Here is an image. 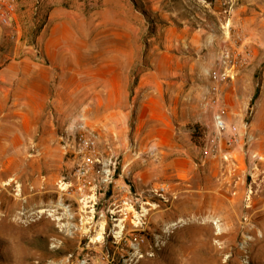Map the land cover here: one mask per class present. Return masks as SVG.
<instances>
[{
    "label": "rangeland",
    "instance_id": "rangeland-1",
    "mask_svg": "<svg viewBox=\"0 0 264 264\" xmlns=\"http://www.w3.org/2000/svg\"><path fill=\"white\" fill-rule=\"evenodd\" d=\"M14 1L13 21L0 23V264H264V161L251 176L241 154L234 153V171L203 159L215 133L206 120L182 126L191 159L169 162L129 147L125 156L151 169L142 180L122 170L124 154L111 149L92 104L120 85L135 89L142 76L160 89L208 95L229 83L226 91L245 103L242 113L230 112L231 123L249 122L248 136L264 154V0ZM34 58L80 71L100 63L105 79L53 81L39 106L28 76L4 70ZM115 65L131 82L112 78ZM218 68L231 76L223 84L212 81ZM84 109L86 124L75 121ZM99 118L108 123L106 114ZM81 123L99 160L95 187L84 195L76 190L74 144L64 149L61 140L73 142ZM110 161L116 168L104 182ZM160 185L166 199L154 191Z\"/></svg>",
    "mask_w": 264,
    "mask_h": 264
},
{
    "label": "crops",
    "instance_id": "crops-1",
    "mask_svg": "<svg viewBox=\"0 0 264 264\" xmlns=\"http://www.w3.org/2000/svg\"><path fill=\"white\" fill-rule=\"evenodd\" d=\"M85 66H89V64ZM57 68L59 70H56ZM5 69H12L13 73L18 70L22 75L28 76L29 81L34 83V87H31L39 91L34 95L37 100L39 99L38 102L35 100L39 106L43 99L47 98L50 83L53 81H79L84 79L81 77L82 75L92 78L93 81L105 79L102 78L104 74L100 69V63L96 68L80 71L68 68L64 61L54 58L29 59L19 63L16 68L12 64L5 65ZM109 73L115 81L131 82L130 75H126L125 71L118 69L117 65L110 69ZM18 75L21 74L18 73ZM148 78L147 76L140 77L135 89L121 88L122 85H120V89L110 90L106 96L97 95L95 99H92L93 107L97 109L98 113V125L107 126L111 149L115 153L122 152L124 154L122 170L133 174L134 177L141 176L142 180L146 181L150 177L146 174L151 169L146 166L138 168L140 164L144 165V159H131L130 156H125L127 151L132 149L129 147H138L140 149L138 154L152 153L162 160L180 162L184 159H191L195 154L191 148L192 139L190 136L186 137L187 134L182 126L192 123L202 124L207 120L210 129L213 130L214 127L212 120L214 108L206 104L209 97L207 93L160 89L158 80ZM228 85L229 83H226L222 86L221 105L226 121L233 124L229 116L230 112L240 111L242 113L245 103H239L237 95L226 91ZM252 96L251 92L247 103L252 99ZM53 102L55 108L62 107L61 98H55ZM90 104L88 103L87 106ZM59 112L61 113V111ZM101 113L107 115V124H103L102 118H99ZM87 117L84 109L78 112L75 121L81 120L86 124ZM187 130L191 131L190 128ZM183 133L184 137H182ZM189 135L191 134L189 133ZM100 136L101 132L99 131L98 137L100 138ZM233 152L241 154L239 148ZM217 173L215 176L219 178ZM141 178L139 177V179Z\"/></svg>",
    "mask_w": 264,
    "mask_h": 264
},
{
    "label": "built area",
    "instance_id": "built-area-1",
    "mask_svg": "<svg viewBox=\"0 0 264 264\" xmlns=\"http://www.w3.org/2000/svg\"><path fill=\"white\" fill-rule=\"evenodd\" d=\"M16 11V3L14 0H0V23L9 25L12 22V17ZM228 55V54H227ZM226 55V56H227ZM212 81L215 84H223L231 76L225 69L218 68L211 74ZM206 104L212 106V118L214 123L215 133L212 136L206 137L205 146L202 150V158L220 159L233 164L230 171H234L237 165V156L234 155L235 147L242 145L241 155L247 160L248 166L251 169V176L259 165L264 161V154L253 146V139L250 138L249 129L250 123L243 122L240 125L229 124L224 116L223 108L221 107V97L219 92L210 94L206 100ZM63 148L67 149L70 144H74L73 148L77 158L79 159L77 168L74 172L76 178V190L84 195L87 190H92L95 187L91 180V170L95 163L99 162L95 158L96 139L92 133L87 130L84 123L79 124L78 133L71 142L68 136L62 137ZM106 165V164H105ZM108 167L103 169L104 176L102 181L109 180L111 173L115 171L116 162L110 161ZM240 178L230 182L233 187L232 193L236 194L240 184ZM155 193L162 199H166L167 187L160 185L154 189ZM249 192H251L249 190Z\"/></svg>",
    "mask_w": 264,
    "mask_h": 264
},
{
    "label": "trees",
    "instance_id": "trees-1",
    "mask_svg": "<svg viewBox=\"0 0 264 264\" xmlns=\"http://www.w3.org/2000/svg\"><path fill=\"white\" fill-rule=\"evenodd\" d=\"M258 89L256 90V93L254 94V97H253V99H252V101H254L255 99H256V97H257V94H258Z\"/></svg>",
    "mask_w": 264,
    "mask_h": 264
}]
</instances>
